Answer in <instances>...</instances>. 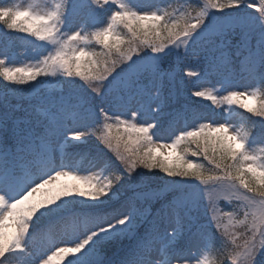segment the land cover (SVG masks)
Masks as SVG:
<instances>
[{
    "label": "snow or ice",
    "instance_id": "obj_1",
    "mask_svg": "<svg viewBox=\"0 0 264 264\" xmlns=\"http://www.w3.org/2000/svg\"><path fill=\"white\" fill-rule=\"evenodd\" d=\"M0 23V264H264V0H0ZM5 29L33 64L5 66Z\"/></svg>",
    "mask_w": 264,
    "mask_h": 264
},
{
    "label": "rangeland",
    "instance_id": "obj_2",
    "mask_svg": "<svg viewBox=\"0 0 264 264\" xmlns=\"http://www.w3.org/2000/svg\"><path fill=\"white\" fill-rule=\"evenodd\" d=\"M12 3H17L20 4L24 7H27L29 4H31L33 7H37V6H42L44 3H59L60 0H11ZM41 11H46L47 9H43L41 7L40 9ZM36 38V37H35ZM37 41H39V43H43L41 42L38 38H36ZM26 45H28L26 43ZM23 47L25 48V51L20 55V57H14L13 59V63H8L6 60V67H28L29 65L33 64L35 61L33 60V55H34V48L35 46H26ZM171 46V45H170ZM182 50V49H181ZM172 67L175 68L176 65L175 63L172 64ZM55 79V78H52ZM217 89H219V85L216 86ZM227 93H225L226 95ZM194 100H201V98H193ZM241 103H248L251 106H257V104H259L258 100L253 101V100H249L247 98H242ZM202 103L205 105H209L211 104L210 101L207 100H202ZM212 109H215V112L217 114L219 113H223V115L225 117H228L230 119H234L236 121L240 120V117L238 116V109H240L239 105H228V104H220V105H211ZM235 108L237 111L236 113L232 112V109ZM254 149H259L257 145H253ZM78 167L80 169H83V171H78L76 174L80 175V176H88V175H93L94 173L87 171V169L90 167L88 161L86 159H80L78 161ZM100 170L97 169L96 172H99ZM62 183H69V184H76V183H80L82 185V181H75V180H71L70 178H62L61 179ZM61 247H73V245L71 244H67V245H61ZM71 253L66 254L63 258L57 257L54 261L53 264H67V260L72 258Z\"/></svg>",
    "mask_w": 264,
    "mask_h": 264
},
{
    "label": "trees",
    "instance_id": "obj_3",
    "mask_svg": "<svg viewBox=\"0 0 264 264\" xmlns=\"http://www.w3.org/2000/svg\"><path fill=\"white\" fill-rule=\"evenodd\" d=\"M169 11L171 12L172 10L169 9ZM119 30H121V31H127V29H124V28H123V25H120V26H119ZM11 33H13V32H11ZM12 36H13V39H12L10 45H13V46H14V45H17V44L20 45V42H21V39H20V38H22V36L25 37L26 35H25V33H23V34H19V33L14 32V34H13ZM95 47H96V50H97V51H100V50H101L100 47H99L98 45H96ZM3 83H8V82H7V81H4L3 78L0 77V85H2ZM245 115H251V114H246V113H245ZM246 127H247V126H246ZM161 175H165V174H164V173H161Z\"/></svg>",
    "mask_w": 264,
    "mask_h": 264
},
{
    "label": "clouds",
    "instance_id": "obj_4",
    "mask_svg": "<svg viewBox=\"0 0 264 264\" xmlns=\"http://www.w3.org/2000/svg\"><path fill=\"white\" fill-rule=\"evenodd\" d=\"M243 230L246 231L247 230V226H245Z\"/></svg>",
    "mask_w": 264,
    "mask_h": 264
}]
</instances>
